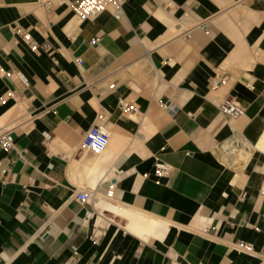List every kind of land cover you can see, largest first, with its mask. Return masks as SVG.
<instances>
[{
    "label": "crops",
    "instance_id": "0c3cea01",
    "mask_svg": "<svg viewBox=\"0 0 264 264\" xmlns=\"http://www.w3.org/2000/svg\"><path fill=\"white\" fill-rule=\"evenodd\" d=\"M47 1L0 0V135L15 145L0 146V264H264V0H124L122 18L83 21ZM228 96L246 109L237 166L217 150ZM98 122L109 146L83 152ZM156 157L173 166L160 182Z\"/></svg>",
    "mask_w": 264,
    "mask_h": 264
},
{
    "label": "built area",
    "instance_id": "2783aa9c",
    "mask_svg": "<svg viewBox=\"0 0 264 264\" xmlns=\"http://www.w3.org/2000/svg\"><path fill=\"white\" fill-rule=\"evenodd\" d=\"M61 2H66L69 7L74 12L75 16L80 20L93 19L99 16L102 12L106 10H111L115 17L122 18L125 14L124 10V0H59ZM53 2L51 0L46 2V6H52ZM16 32L22 34L24 40L28 43V45L33 49L37 50L39 45L37 40L31 35L30 32L22 31L19 27H15ZM98 39H92V44H97ZM79 62H82V59H78ZM220 83H222V79L218 77H213L210 79V84L213 87H217ZM115 84H111L113 88ZM9 96H14L15 93L13 91L8 92ZM122 107L129 114H137L139 112V108L134 103H130L127 101H122ZM220 112L226 117L227 124L230 125L232 129V134L229 139L226 141L220 142L217 145V150L221 156L223 163L236 165L240 164L243 160H238L235 156L234 150L235 148L243 147L245 150V146L247 144L246 138L243 132L237 129L234 126V122L241 117L246 109L245 107L239 103L233 96H228L223 99V101L219 105ZM103 118V115H100L99 119ZM111 140V133L108 129L102 125L101 122L96 123L90 129H88L84 135V138L81 142V150L83 152L92 153L94 155H101L106 151L109 146ZM0 146L2 149L9 151L14 149V135L13 130L10 129L0 135ZM173 171V166L156 157L155 166H154V174L158 178V181H161V178L168 177ZM3 174L7 173V169L2 170ZM150 173H145L144 177L148 178ZM10 178L8 175L3 176V182L9 181ZM116 191V184L110 182L105 193L107 198H113ZM96 192L94 190H80L76 193V198L81 203H87L93 201L95 198ZM93 215L92 211L86 210V219H90ZM237 248L246 252H253L252 243L240 240L237 242Z\"/></svg>",
    "mask_w": 264,
    "mask_h": 264
},
{
    "label": "bare ground",
    "instance_id": "6f19581e",
    "mask_svg": "<svg viewBox=\"0 0 264 264\" xmlns=\"http://www.w3.org/2000/svg\"><path fill=\"white\" fill-rule=\"evenodd\" d=\"M234 153H235V156L238 160H241L243 159L242 157V150H241V147L240 148H235L234 150ZM245 162V161H243ZM242 163V162H241ZM243 164V163H242ZM240 164V165H242ZM237 166V165H236ZM143 223H157V220L154 218V217H149V216H146L143 218Z\"/></svg>",
    "mask_w": 264,
    "mask_h": 264
}]
</instances>
